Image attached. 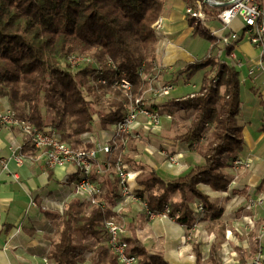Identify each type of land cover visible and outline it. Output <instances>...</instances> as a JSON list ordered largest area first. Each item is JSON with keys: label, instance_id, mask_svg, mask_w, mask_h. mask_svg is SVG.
Instances as JSON below:
<instances>
[{"label": "trees", "instance_id": "obj_1", "mask_svg": "<svg viewBox=\"0 0 264 264\" xmlns=\"http://www.w3.org/2000/svg\"><path fill=\"white\" fill-rule=\"evenodd\" d=\"M186 2L198 9L196 0ZM200 3L207 16L216 14V7L205 0ZM164 8L165 0H0V98L9 97L19 121L39 129L52 126L74 150L86 148L79 141L81 134L105 128L124 117L128 98L123 90L112 86L114 81L125 76L134 97L146 90L141 72L149 73L156 67L158 39L154 25ZM187 19L193 35L208 40L212 47L209 54L187 64L178 74L191 80L206 70L201 86L192 94L167 99L158 106L153 103V107L160 110L165 106V114L172 116V122L179 112L192 113L189 126L173 140L199 142L193 150L204 164L193 166L182 176L165 179L144 160H128L142 170L137 182L144 190L138 197L147 207L156 214L167 212L174 223L192 229L197 223L191 205L194 199L203 203V220L223 224L220 219L224 209L200 186L227 191L230 180L225 171L230 167L229 158L241 153L245 143L239 125V72L213 54L217 39L198 20L191 16ZM73 55L88 57L92 63L72 70L69 60ZM98 71L108 84L98 82ZM92 87L112 92L107 104L91 99ZM45 106L60 114L59 120L45 115ZM95 114L101 117L98 125L93 123ZM136 148L137 144L131 145L132 151ZM50 178L53 179L52 172ZM103 182L106 191L102 200L106 206L75 199L66 205L62 215L45 212L51 220L62 219L61 229L51 238V264H79L87 250L97 252L91 264H119L103 242L98 241L94 248L76 240L77 235L97 240L105 237L106 222L122 216L113 211L118 182L107 177ZM84 208H88L85 213ZM128 229V253L137 255L138 264H169L161 256L149 254L148 247L136 237L133 222ZM195 254L196 264H221L217 243L212 244L206 261L202 260L200 245H195Z\"/></svg>", "mask_w": 264, "mask_h": 264}, {"label": "crops", "instance_id": "obj_2", "mask_svg": "<svg viewBox=\"0 0 264 264\" xmlns=\"http://www.w3.org/2000/svg\"><path fill=\"white\" fill-rule=\"evenodd\" d=\"M196 1L198 3L201 0ZM188 5L186 0H165V8L159 19L161 27L156 33L158 39L156 67L151 72L158 75L162 82L174 85V90L167 99L180 98L173 96L178 92V89L171 81V73L182 70L187 64L202 59L211 52L212 45L208 40L193 35V28L190 27L186 14ZM215 21V19L210 18L208 23L211 25ZM240 26L241 23L239 22ZM192 37H199L207 41L201 58L197 55L199 48L196 52H192L190 47L185 45ZM244 42L250 44V48L254 52L252 55L242 51L241 45ZM199 45L203 46L202 44ZM222 49L217 43V48L213 54L219 59L222 52L224 62L229 65L232 64L231 59L226 57L227 55L223 53L225 51ZM236 54L252 67L257 68L259 63L261 65L256 69L254 77L248 76L249 66H246V69L244 67L237 70L240 78L241 98L239 125L243 128L245 144L243 151L236 156L251 159L253 165L248 170L230 164V167L225 171L230 180L227 191L216 192L207 185L200 186L215 203L224 209L220 220L225 224V232L228 234L229 231L236 233L235 236L225 233L226 236L222 242L223 246L220 253L222 264H227L223 261L226 250H231L237 254L230 255L231 262L229 264H234L238 260L251 259L253 256L250 252L251 237L248 230H256L258 233L261 224L264 228V57L261 56V51L258 48L246 40L238 45ZM205 71H199L202 79ZM201 83L202 81H198L196 89L188 94L198 91ZM167 99L155 103L158 106ZM8 108H10L9 98L0 99V110L4 111ZM160 110L162 111L161 108ZM164 121L167 129L168 124H171L172 121L167 120V118ZM28 143V136L19 130L9 126L0 127V264H49L48 253L51 247V236L56 232V229L53 220L49 219L45 212L49 211L62 215L56 209L43 211L39 206L44 198L60 190L58 186L64 181L68 168L48 169L45 166V160L41 158L34 159L32 163L18 162L14 157L12 147L21 146L23 147L22 150L24 149L22 151L24 154L33 153V146ZM192 151L193 153L190 154ZM188 157L193 158L191 160L192 165L187 159ZM184 161L189 166L204 164V159L202 160L193 149L184 155ZM51 172L53 179L50 178ZM71 190L72 187L58 193L57 199L64 200V197L69 195ZM73 200L65 204L64 210L66 205ZM251 203L254 204L252 209L247 210L246 207L250 206ZM141 215L144 220L148 221L143 213ZM124 218L129 224L130 218L123 216ZM156 220H160L158 225H164L165 220L170 224V227L165 229L161 236L157 235L158 229L138 227L133 222L136 227L135 235L148 247L149 254L161 256L169 264H189L188 261H191L190 264H196L195 245H200L202 260L206 261L209 258L210 248L213 243H216L214 242L216 237L212 232L206 233L205 230H200L201 225L198 222L201 220L197 222L199 225L196 224L192 229L176 224L171 219L159 218ZM127 230L128 235H130L131 230L128 227ZM237 230H240V235L243 238L240 239L237 236L239 235ZM259 233L257 234L261 240L259 250H264V236ZM155 236L159 242L148 241L151 238L154 239ZM204 244L206 245L204 246Z\"/></svg>", "mask_w": 264, "mask_h": 264}, {"label": "built area", "instance_id": "obj_3", "mask_svg": "<svg viewBox=\"0 0 264 264\" xmlns=\"http://www.w3.org/2000/svg\"><path fill=\"white\" fill-rule=\"evenodd\" d=\"M211 5L217 8L213 17L206 15L200 2L197 3L198 9L188 5L186 14L198 20L217 39V43L223 48L222 51H225L223 53L231 59V67L241 70L249 66L248 76L254 77L256 69L261 66L260 63L257 68L248 65L245 60L237 56L236 49L242 41L246 40L258 48L261 51V56L264 57V0H214ZM210 18L218 22L217 28L209 26ZM235 21L240 22L241 26L234 27ZM160 27L161 21L158 20L154 25L156 33ZM221 54L222 52L219 55V60L225 61ZM84 59L87 61L86 63L83 62ZM80 63H85L86 66L92 61L83 56L73 55L70 57L69 64L72 68L76 69ZM95 76L101 84H108L107 79L102 76V72H96ZM141 79L145 84L147 83V87L141 96L135 97L130 93L131 83L125 76L112 83L114 88H120L127 95L128 99L124 104V117L105 128L98 127L93 131L81 134L79 141L86 148L78 150H74L64 142L62 133L52 126L39 129L19 121L13 112L10 114V110H0L1 122L21 127L33 147L42 150L45 166L48 169L68 168L64 181L58 186L60 190L44 198L39 206L40 209L43 211L56 209L63 214L65 204L73 199H77L83 204L100 203L102 206H106L102 196L106 191L103 178L107 177L111 181L118 182L113 211H120L126 205L137 201L142 205L141 213L147 220L170 219L167 212L160 214L152 212L146 202L138 197V193L144 190V187L137 182L142 170L134 168L128 158H132L133 162L140 163L144 154L149 155L150 158L154 157L156 153L163 154L165 168L178 175L175 177H179L190 168L184 161V155L189 150L195 149L199 142L162 138L161 134L166 129L164 118L170 121L173 118L169 115L164 117V113L154 108L153 103L167 99L174 90V85L162 82L154 72L142 71ZM100 121L101 117L95 114L93 123L98 125ZM144 141L143 145H138ZM156 141L160 142V146L155 144ZM132 144H137L136 151L131 150ZM12 150L18 162L24 164L30 159L32 163L33 159L30 156L23 155L21 146H14ZM228 162L234 167H244L248 170L253 165L251 159L238 156L230 157ZM70 187H72L71 193L64 197V200H58L57 194L70 189ZM34 205L37 206L36 203ZM253 205L251 203L246 209L251 210ZM192 208L196 222L204 218L205 210L200 200L195 199ZM124 220L126 219L124 218ZM104 234V243L114 252L119 264H138L137 255L128 253V243L125 240V237L128 236L127 228L116 218L113 217L106 222ZM228 235H233V233L229 231ZM96 254V251L84 252L79 264H91ZM231 254L237 255L231 250L224 252L225 263L231 262ZM234 264H264V250L260 249L252 259L238 260Z\"/></svg>", "mask_w": 264, "mask_h": 264}, {"label": "rangeland", "instance_id": "obj_4", "mask_svg": "<svg viewBox=\"0 0 264 264\" xmlns=\"http://www.w3.org/2000/svg\"><path fill=\"white\" fill-rule=\"evenodd\" d=\"M205 1L208 2L209 4H211V2L214 1V0H205ZM209 26H211V27H213V26L214 27H217L219 25H218V22L215 21V22H212L211 25H209ZM233 26L236 27V28L239 27V22L238 21H235L234 24H233ZM205 43H207V41L204 40V39H202V38L192 37V39H190L188 42H186L185 45L187 47H190V49L192 50V52H196L197 48H199V52H198L197 55H198L199 58H201L202 55H203L201 53H202V51L205 48ZM199 44H202L203 46H200ZM250 47L251 46H250V44L248 42H244L241 45V49H242V51L244 53H246L248 55H252L254 52L251 50ZM85 58L91 60L88 57H85ZM83 62L86 63L87 61L84 59ZM85 63H80L79 67H76V68L85 67ZM74 69L75 68H72V70H74ZM245 69H246V67H245ZM194 79L193 80H187L186 77H185V75L184 76H180L178 74V71L171 73V81L174 82L175 87L178 89V92L175 95H173V96L181 97V96H183L185 94H188L189 92H192V90H195L196 89V86H197V82L198 81H202V75L200 74V72L197 75H195ZM91 83H90V85H92ZM188 88H190V90H188ZM92 89L94 90V92L91 93V99L98 100L101 105L102 104L104 105V104H107L108 103V100L111 98V95H112L111 93L112 92L107 91V90H104V89H100V88L97 89L95 87H92ZM104 93H105V96L102 97V95ZM3 98H9V97H3ZM167 98H169V97H167ZM0 99H2V98H0ZM54 101L57 102V105L60 104V101H57V97H54ZM9 106H10V108H8V109H6L4 111L10 110V114H13L14 113L15 116H16V112L12 109L10 99H9ZM161 107H162V110H163V113H164L163 115L165 117L166 115H168V114H165L166 113V111H165L166 110V107L164 106L165 107V110H164L163 105ZM47 112H50V114H47ZM44 113L47 116L49 115L51 118H55V120L56 119L59 120V118H60L59 117L60 114H54L52 112V110L50 108H47L46 106L44 107ZM191 116H192V113L191 114H188V113H184V112H179L178 114H175L174 121L171 124H168L167 129L162 132V134H161L162 138L168 139V140H171V139L173 140V138H176L177 135H180L181 133H183L186 130V128L189 126V124H190ZM164 120H165V118H164ZM5 126H7V127L9 126V127L15 128V129L19 130L20 132H22L23 134L27 135L26 133L23 132V130L21 129V127L15 126V125H11V124L8 125V124L3 123V122L0 121V127H5ZM209 132H210V129L206 132V135H208ZM144 143H145V141L143 143L142 142L141 143H138V145H143ZM155 144L157 146H160V142H158V141H156ZM21 148H23V147H21ZM23 151H24V149H23ZM191 153H193V151L190 152V154ZM23 155L24 156H26V155L27 156H30V158L33 159V161H34V159L36 160V159H39V158H41V159L44 160V155L42 153V150L41 149H37L35 147H33V153H25ZM187 159L191 163V160L193 158L190 159L188 157ZM143 160L145 162H147L149 165L155 167L156 170L159 172V174L163 178H165V179H173V178H176L175 176H178V175H175L173 173L168 172L164 168L165 166L163 164H164L165 158H164V155L163 154L156 153L155 156L154 157H151V158L149 157V155L144 154L143 155ZM202 160H203V158H202ZM28 163H31L30 162V159H28ZM197 163H199V162L197 161ZM191 165H192V163H191ZM189 167L190 168L188 170L190 171L191 167H193V166H189ZM187 171H185V172L187 173ZM185 172L183 173V175L186 174ZM174 199H178V197H175ZM87 209L88 208H84L82 212H84V213L87 212ZM141 210H143L142 205L139 202L134 201L133 203H130V204L126 205L122 210L116 211L118 213L122 212V213H120V214H122L121 218H117L116 217V219L125 228H127L128 227V223H126V225H125V221L126 220L123 219V216H128V218H130V221L129 222L130 223L131 222H134L135 224H137L138 227H140V226L141 227H146V229H151L153 227V228L158 229V233H157L158 236H161L165 232V229H167V228L170 227V224L167 223L168 222L167 220H165L164 225L163 224L158 225V222H160V220H156V219L155 220H151V221L150 220H148V221L144 220V218L141 215ZM157 219H159V218H157ZM61 222H62L61 217L58 218V219L55 218L53 220L54 227H55L56 230H60L61 229V227H62ZM198 223L201 225V227H200L201 228L200 229L201 231H204L205 230L204 232H206V233H211V232L214 233V235L216 237V239H215L214 242H216L218 244V258H219V260H220V262L222 264L221 256H220L221 249H222V246H223V243L222 242H224L225 236H226V234H228V232H225V224H214V223H212L210 221H206V220H203V219L200 222H198ZM199 224H197V225H199ZM262 226H263V224H261V226L259 227L258 233L260 232L259 234H262L264 236V228ZM237 231L239 232V235H237V236L240 239L243 238V236L240 235V230H237ZM248 231H249V235L251 237L250 252H251V256H254V255H256V253L258 252V250L260 248L261 240L257 237V234L258 233H256V230H248ZM232 233L235 236L236 233L235 234H234V232H232ZM53 236H56V233H54ZM53 236H51V238ZM156 237L157 236H155L154 239L153 238L149 239L148 241H152V240L157 241V238ZM250 237H249V239H250ZM76 240L77 241H80V242H84V243L89 244V245H92L94 248H96V246L99 244L98 241H101V242L104 243L105 237L102 236V237H100L99 240H97L95 238H90V237H85V236L77 235ZM168 240H170V237H168ZM157 242H159V240ZM205 245L206 244H204V246ZM236 249H239V248L236 247ZM203 251H204V247H203ZM252 258L253 257H251V259ZM223 261H224V259H223ZM188 262L190 264L191 261H188Z\"/></svg>", "mask_w": 264, "mask_h": 264}]
</instances>
